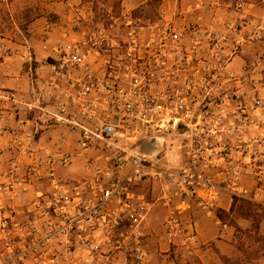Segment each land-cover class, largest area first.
Wrapping results in <instances>:
<instances>
[{
	"label": "built area",
	"instance_id": "obj_1",
	"mask_svg": "<svg viewBox=\"0 0 264 264\" xmlns=\"http://www.w3.org/2000/svg\"><path fill=\"white\" fill-rule=\"evenodd\" d=\"M213 9L197 0L177 16L128 18L121 32L64 36L40 59L0 38V62L27 65L31 90L0 86L14 153L0 177V264H147L154 203L166 210L163 243L189 249L193 213L225 229L223 195L263 202L264 60L240 54L262 40L264 20L245 2L232 15ZM57 128L72 150L41 141ZM76 159L82 176L64 174ZM153 182L149 200L140 186Z\"/></svg>",
	"mask_w": 264,
	"mask_h": 264
},
{
	"label": "rangeland",
	"instance_id": "obj_2",
	"mask_svg": "<svg viewBox=\"0 0 264 264\" xmlns=\"http://www.w3.org/2000/svg\"><path fill=\"white\" fill-rule=\"evenodd\" d=\"M196 1L0 0V38L13 46L28 47L40 59L47 55L52 44L63 39L64 36L75 37L83 32L99 29L113 33L121 32L128 18L140 19L143 22L155 21L162 15L177 16L187 13L186 7ZM212 1L215 8L213 12L217 16L232 15L235 3L245 2L251 5L253 19L264 20V0ZM240 56L247 61L258 56L264 60V37L246 46L244 54ZM240 63L238 58L233 61L235 66ZM58 132L61 133L62 130ZM174 137L177 135L165 136L167 140H172ZM79 161H72L70 167L72 172L80 169L77 165ZM262 189L264 190V182ZM262 199L263 202H254L236 198L232 211L229 210L230 207L227 211L219 209L216 215L221 223L226 224L225 229H222L214 218L200 220L199 233L200 230L203 235L214 232L216 235L214 241L220 240L225 243V253L220 252L214 241L203 244L200 238L198 243L189 249L167 247L162 241V219L156 221L152 225L153 230L150 229L152 234L145 237V246L150 253L148 264L149 262L151 264H229L222 258H228L233 264H264V192ZM241 200L249 203V210L245 207L240 208L243 205ZM222 202L225 203L226 200L223 199ZM154 209L150 216L156 220L158 216L155 215ZM197 215L195 212L192 217ZM148 225L147 223L145 230L149 229ZM152 254L153 261H150Z\"/></svg>",
	"mask_w": 264,
	"mask_h": 264
},
{
	"label": "crops",
	"instance_id": "obj_3",
	"mask_svg": "<svg viewBox=\"0 0 264 264\" xmlns=\"http://www.w3.org/2000/svg\"><path fill=\"white\" fill-rule=\"evenodd\" d=\"M35 55V54H34ZM36 56V55H35ZM38 59V57L36 56ZM27 65L22 63L19 60H13L10 58L4 59L2 62H0V86L13 89L15 90L18 94H20L23 98L28 99L30 96L31 90L29 86V80L27 78ZM18 117H21V112L20 110L18 111ZM12 124V120L9 118L5 121V130L0 134V177H7L9 174V165L12 157L14 156V153L12 151H9L7 148V144L10 141V133H9V126ZM61 129L62 132L59 133L58 131ZM58 132V133H57ZM41 141L47 145H51L53 148H59L61 150H72L74 148V141L70 134H68L64 129L62 128H57V129H51L45 133L42 134L41 136ZM80 160L77 165L80 166V169L77 172H72L70 167L67 170H64L63 173L71 176V177H80L83 174V162L81 159H76ZM264 179V177H263ZM255 181L254 180H247L246 185L248 187H253ZM263 187V183L260 185ZM140 190H144L148 196L149 200H153L158 196L159 192V186L158 183L153 182V183H143L140 186ZM226 202H222L221 200V208L225 211H227L231 205L232 199L228 198L226 195L222 196ZM221 197V198H222ZM159 207V208H157ZM156 208V209H154ZM155 210L154 213L157 215V219L153 220L151 218V212ZM197 217H194L196 224L198 226L199 230V222L202 219H206L203 216H201L199 213H197ZM166 216V210L162 207L161 204L159 203H154L149 211L147 220L144 224V227H146L147 223L149 224L148 227L149 229L144 230L145 237L147 238L148 235H151V230H153L154 223L158 220L163 221L164 217ZM199 233V231H198ZM222 237V235H220ZM199 238L200 241L204 244L210 241H214L216 238L215 233H207V234H202L201 230L199 233ZM215 246L220 250V252L225 253V247H224V242L220 240L214 241ZM153 254L151 255L150 261H153L152 258ZM148 264V263H147ZM151 264V262H149Z\"/></svg>",
	"mask_w": 264,
	"mask_h": 264
},
{
	"label": "trees",
	"instance_id": "obj_4",
	"mask_svg": "<svg viewBox=\"0 0 264 264\" xmlns=\"http://www.w3.org/2000/svg\"><path fill=\"white\" fill-rule=\"evenodd\" d=\"M241 202L243 203V205H241L240 208L242 209L243 207H245L247 210H249V203L246 202V201H244V200H241ZM235 204H236V198L233 197V198H232V202H231V206H230V209H229L230 211L233 210V208L235 207ZM221 212L224 213V211H221ZM217 217H218V215H217ZM218 218H219V217H218ZM222 259H223L224 262H226V263L233 264L232 262L229 261L228 258H222Z\"/></svg>",
	"mask_w": 264,
	"mask_h": 264
}]
</instances>
